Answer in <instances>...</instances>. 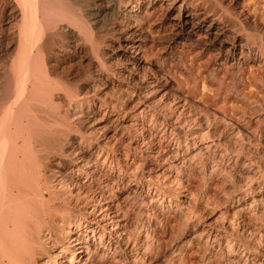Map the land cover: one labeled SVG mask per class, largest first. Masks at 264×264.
Returning <instances> with one entry per match:
<instances>
[{
    "label": "bare ground",
    "instance_id": "obj_1",
    "mask_svg": "<svg viewBox=\"0 0 264 264\" xmlns=\"http://www.w3.org/2000/svg\"><path fill=\"white\" fill-rule=\"evenodd\" d=\"M70 1L77 6L80 12L78 16H84L86 24L94 31L89 32V35L86 33L90 37V46L85 45L78 32L69 27L64 30L67 38L65 46L53 41V20L43 13L51 5L49 0H0L2 10L11 4L14 6L8 19H2L4 26L7 25L5 32L10 36L13 53L8 57V48L7 57H0V264H106L105 259H98L99 252L107 250L113 242L114 248L124 242L123 236L128 231L134 211L133 203L121 207L117 195L107 194V163L117 167L120 177L130 174L129 180L134 182V186L140 185L139 180L142 178L138 173L140 165L134 166L136 155L131 152L132 149L136 150V146L131 150L129 146L116 149L117 144L123 141L124 131L129 129L126 125L129 123L134 127V132L139 131V126L140 131L149 132L144 127L145 118L149 115L152 119L162 114L160 129L164 137L182 126L180 116L183 115V109L180 112L178 110L183 106L157 107L154 101V96L159 92L174 90V84L168 78L174 72L172 60L167 63L168 76L156 78L155 74H150L151 77L143 79V91L139 88L127 93L128 96L123 97L126 107L120 108L107 103V83L111 84L110 75L113 77L123 70L116 72L107 68V62L97 52L96 60L92 59L93 73H88L87 79L76 77L80 92L72 94L70 91V95H64L66 108L76 116L72 115L75 118L72 121L68 114L59 110L58 103V106L54 105L55 82L49 77L57 68L67 76L68 67L72 68L74 63L71 64L69 60L67 63V56H70L66 54L67 45H70L80 63L97 51L101 38L115 40L121 56L135 67L140 62L139 52L156 46V39L160 41L170 37V40L176 41L179 45L174 47V56L182 65L193 50L200 49V56L212 45L222 44L223 38L230 39L231 51L237 46L239 34L236 33L238 26L234 21L240 18L229 9L217 10V0ZM60 2L55 1L51 6L59 3L60 7L63 3ZM63 6L60 9H64ZM56 11L58 14L59 10L55 9L54 13ZM57 14L63 16L64 13ZM151 28L155 29L156 37L148 34ZM83 31L85 33L89 29L84 27ZM97 31L99 35H96ZM169 32V35L166 34ZM54 42L58 46V54L52 50L56 45ZM247 44L246 40L239 45L241 54L247 49ZM123 47L129 51L122 50ZM247 53L253 55L249 51ZM44 57L52 60V65H47V69L44 67L47 64L43 63V60L46 61ZM225 67L224 74H227ZM129 69L125 71L127 75H131ZM84 80L86 83L82 82ZM64 96L57 98L59 100ZM174 111L178 114L177 118L174 117ZM156 123L149 124L150 130L156 127ZM66 128L73 131L74 137L69 140V145L75 151L74 156H77L75 161L83 164H69V161L51 156L50 153V177V173L44 174L42 167L45 166L39 154L52 152L55 140L63 135ZM119 130L123 131L118 137ZM107 132L112 134L107 136ZM113 135L114 143H107ZM84 153L89 156L95 154V162L85 160L82 156ZM121 166L124 169L120 170ZM71 171L76 172L78 180L83 179L82 183L68 182L71 178L67 179V172ZM66 185L76 192L62 191ZM154 189L162 196L161 199L171 202L168 194L159 192V184ZM125 193L127 199L129 193Z\"/></svg>",
    "mask_w": 264,
    "mask_h": 264
},
{
    "label": "rangeland",
    "instance_id": "obj_2",
    "mask_svg": "<svg viewBox=\"0 0 264 264\" xmlns=\"http://www.w3.org/2000/svg\"><path fill=\"white\" fill-rule=\"evenodd\" d=\"M52 1L54 0H49L51 5L55 1H61L63 3L60 2V7L63 4L62 8H67L60 9L59 3L54 5L57 8L51 5L48 7V3L46 7L49 10L43 11L44 16L47 15L53 20V41L65 46L67 38L64 30L69 27L78 32L85 45L90 46V37L87 34L94 31L86 24L84 16H78L80 12L77 6L70 0H55L54 3ZM64 2L68 3L67 7ZM217 2V10L229 9L240 18L234 21L238 26L236 33L239 35L237 46L232 51L230 39L223 38L222 44L212 45L200 56V49L190 52L186 56L184 66L176 61L174 56V47L179 45L176 41L173 42L170 37L160 41L156 39L155 45L158 46L141 50L138 55L140 62L135 67L121 56L115 40L101 38L97 51L80 63L70 45H67L69 52L67 50L66 54L70 55L67 56V63L73 62L72 68L68 67L67 76L59 68L53 70L54 74L49 76L53 83L55 82L54 105L58 103L59 110H63L62 113L65 112L74 121L76 116L66 108L64 95H70V91L72 94L80 92L77 85L79 82L75 81L79 77L87 79L86 75L93 73L92 59H95V52L107 62V68L110 70H123L113 77L110 75L111 84L107 83V103L122 108L126 107L123 97L126 98L127 93L139 88L143 91V79L153 74L156 78L168 76L167 63L170 60L174 62L173 76L168 77L174 84V90L159 92L154 96V101L156 100L157 107L183 106L178 110L180 112L183 109V115L180 116L182 126L164 137L160 129L162 114L152 119L149 115L145 118L147 121L143 126L149 129V132L140 131L139 126L136 133L133 131L134 127L129 123L126 125L129 129L124 131L123 141L117 144L119 146H116V149L129 146L131 150L136 146V150L132 149L131 152L136 155L134 166L140 165V185L134 186V182L129 180L130 174L120 177L117 167L107 163V194L117 195L121 207L133 203L134 211L128 231L123 236L124 242L117 248H114L113 242L107 250L99 252L98 259H105L106 264H264V0ZM55 9L64 13L63 16L58 13L59 16L57 11L56 16ZM10 10L14 11L12 4L3 10L0 9L1 59L13 53L10 36L5 32L7 25L4 26L2 22V19H8L11 15ZM84 27L89 31L84 33ZM147 32L156 37L155 29H148ZM96 33L100 34L98 31ZM166 34L169 35L170 32ZM230 35L229 33L228 36ZM245 39L248 42L245 46L247 49L241 54L239 45L245 43ZM57 48L56 44L52 50L58 54ZM122 50L129 51L124 47ZM246 50L253 55L250 56ZM46 58L44 57L46 61L43 60V63H47L44 64L45 69L48 68L47 65H52V60ZM223 67L226 68L227 74H224ZM128 69L131 75L125 73ZM82 82L86 83L85 80ZM57 88L58 91H55ZM59 95L64 97L58 100ZM173 113L177 118L178 114H175V111ZM154 121L159 124L156 123V127L150 130L149 124ZM99 126L102 125L97 127ZM109 126L110 122L107 123V128ZM64 131L63 135L58 137L59 141H54L55 149L52 152L39 154L45 166L42 167L44 174L50 173V177V155L69 161V164H83L75 161L77 156H74L75 151L69 145V140L74 137L72 130L66 128ZM122 131H118V137ZM111 134L112 132H107V136ZM112 137L110 140L108 138L107 143H114V135ZM82 156L87 161L95 162V154L89 156L84 153ZM122 169L124 168L121 166L120 170ZM67 173V179L71 178L69 183H82L83 179L78 180L75 171ZM158 184L159 192L168 194L171 202L161 199L162 196L154 192ZM62 189H65L62 191L66 193L76 192L69 185ZM125 192L129 193L127 199ZM95 245L96 242L91 251Z\"/></svg>",
    "mask_w": 264,
    "mask_h": 264
}]
</instances>
